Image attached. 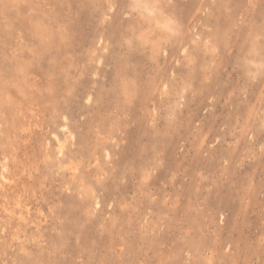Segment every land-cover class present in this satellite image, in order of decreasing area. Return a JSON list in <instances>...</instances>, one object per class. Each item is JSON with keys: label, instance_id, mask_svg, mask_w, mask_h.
<instances>
[{"label": "rangeland", "instance_id": "1", "mask_svg": "<svg viewBox=\"0 0 264 264\" xmlns=\"http://www.w3.org/2000/svg\"><path fill=\"white\" fill-rule=\"evenodd\" d=\"M0 264H264V0H0Z\"/></svg>", "mask_w": 264, "mask_h": 264}]
</instances>
